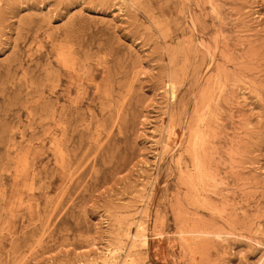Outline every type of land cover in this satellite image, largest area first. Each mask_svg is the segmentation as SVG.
<instances>
[{"label": "rangeland", "instance_id": "374dc122", "mask_svg": "<svg viewBox=\"0 0 264 264\" xmlns=\"http://www.w3.org/2000/svg\"><path fill=\"white\" fill-rule=\"evenodd\" d=\"M113 250L264 264V0H0V264Z\"/></svg>", "mask_w": 264, "mask_h": 264}, {"label": "bare ground", "instance_id": "6f19581e", "mask_svg": "<svg viewBox=\"0 0 264 264\" xmlns=\"http://www.w3.org/2000/svg\"><path fill=\"white\" fill-rule=\"evenodd\" d=\"M168 86H169V93L174 98L176 96V92H177L176 83L174 81H170ZM144 230H145V227L140 222L138 224L137 233L132 235L131 232H129V234H130L131 238L136 241L138 238V233L141 234ZM142 242L144 245H147L148 241H147V239H143ZM116 253H117L116 250L110 251L109 256H103L101 261L99 260V258H92L89 262L84 263V264H116V259H117Z\"/></svg>", "mask_w": 264, "mask_h": 264}]
</instances>
